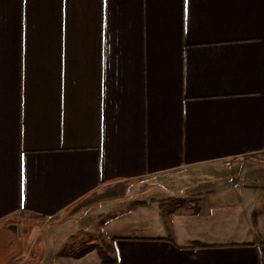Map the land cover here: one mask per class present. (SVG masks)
<instances>
[{"label": "crops", "instance_id": "obj_1", "mask_svg": "<svg viewBox=\"0 0 264 264\" xmlns=\"http://www.w3.org/2000/svg\"><path fill=\"white\" fill-rule=\"evenodd\" d=\"M263 149L264 0H0V229L104 264L88 216L136 202L109 264H264ZM174 176L189 194L150 196Z\"/></svg>", "mask_w": 264, "mask_h": 264}, {"label": "rangeland", "instance_id": "obj_2", "mask_svg": "<svg viewBox=\"0 0 264 264\" xmlns=\"http://www.w3.org/2000/svg\"><path fill=\"white\" fill-rule=\"evenodd\" d=\"M250 160L254 161L253 158H251ZM259 166H260L259 164L254 165L255 169L250 172L251 176L249 175L250 168L247 166L244 171L246 176L242 177V179L244 181L254 180L253 183L263 182L264 179H262V176H264V169H260ZM260 172H262V174H260ZM165 180H168V178ZM171 180H172L173 185L167 184V185H164V187L160 186L162 190L155 191L150 196H153L155 198L160 197V195H169V194L172 196L175 194L179 196H184L191 192V188H192L191 186L194 184V181L190 179H182V178L175 177V176L173 178L170 177L168 182H171ZM240 182L243 183L242 180ZM237 188L239 190L238 192L239 194H247V196H256V194L262 193L260 190H259L260 193H257L258 188H255V186H252L251 187L252 189H246L247 191H242L241 186L235 187L234 190H236ZM149 189H150V186H146V187L142 186L140 193L146 192ZM199 191L204 192V190H199ZM226 191H223V192H226ZM147 197H148V194H147ZM131 198L134 199L135 201L137 197L133 196ZM137 204L138 203L136 202L134 203L130 202L126 207L124 206V207L114 208L113 206L111 210L112 212H111L110 210H108V208L106 209L107 205L105 202L99 203L97 207L95 208V210L88 216V219H87V223L92 222L93 227H91V229L96 228L91 235H97V238H98L97 240H99L97 242L99 244L92 246V248L96 249V251H99L100 247L105 248V245L103 246L104 243L101 242V240L102 238H104V236H106L105 232L107 233L108 230L110 231L112 229L125 230L124 228L127 226V224L131 222L134 223L133 220L127 219L128 217L127 215L131 211V206H137ZM190 204H191L190 201L183 202V207H186L189 209ZM127 207L129 208L127 209ZM9 221L11 222L10 226L4 225L0 229V264H14L18 262L19 260H21L23 257H27L28 262L30 261L33 262L34 260H36L35 258L36 254L38 253L46 254V252L50 253L52 249L57 250V248H59L58 252H60L59 258H58L59 261H61L62 257H64V255L66 256L68 253V255L70 256L68 260L71 261V264H80V258L83 256L81 254V251L83 250V252H87L88 248H90L88 247V240L87 239L83 240L84 238L81 237L82 236L81 233L74 232L64 237H61V239H58V240H56L54 236L53 238L51 237V239L49 240L48 235L51 236V234H48V231L45 232L44 235L41 234L43 233L42 223L34 222V224L30 225V223H28V221H25V220L23 222H20V221L18 222L15 219H11ZM24 230L26 231V233H23V234H26V235H22V232ZM32 230H36V232H34L33 240L28 241V237H29L28 235L32 232ZM84 237H86V235ZM69 242H78L77 249L79 251L77 250V252H73V246L75 244L70 245L71 248H69L67 245ZM66 246L68 247L67 250H65V248H67ZM54 252H57V251H54ZM52 260L53 259L51 258V261ZM44 264H46V261Z\"/></svg>", "mask_w": 264, "mask_h": 264}, {"label": "trees", "instance_id": "obj_3", "mask_svg": "<svg viewBox=\"0 0 264 264\" xmlns=\"http://www.w3.org/2000/svg\"><path fill=\"white\" fill-rule=\"evenodd\" d=\"M98 252L102 257L104 264L115 262V259H112L103 247H100Z\"/></svg>", "mask_w": 264, "mask_h": 264}, {"label": "built area", "instance_id": "obj_4", "mask_svg": "<svg viewBox=\"0 0 264 264\" xmlns=\"http://www.w3.org/2000/svg\"><path fill=\"white\" fill-rule=\"evenodd\" d=\"M263 152H264V149H263ZM231 163V160H229V159H227L226 161H225V164L226 165H229Z\"/></svg>", "mask_w": 264, "mask_h": 264}, {"label": "water", "instance_id": "obj_5", "mask_svg": "<svg viewBox=\"0 0 264 264\" xmlns=\"http://www.w3.org/2000/svg\"><path fill=\"white\" fill-rule=\"evenodd\" d=\"M27 264H32V263H27Z\"/></svg>", "mask_w": 264, "mask_h": 264}]
</instances>
